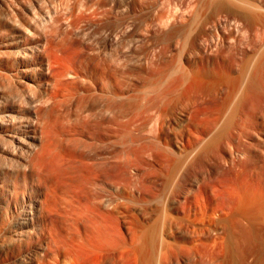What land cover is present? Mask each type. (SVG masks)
Listing matches in <instances>:
<instances>
[{"label": "bare ground", "instance_id": "1", "mask_svg": "<svg viewBox=\"0 0 264 264\" xmlns=\"http://www.w3.org/2000/svg\"><path fill=\"white\" fill-rule=\"evenodd\" d=\"M85 4L75 0L71 9L90 5L101 7L96 0ZM12 14H6L0 25V182H11L9 187L0 185V194L6 197V201H12L14 210L21 212L13 227L16 229H12L13 235L18 233L15 239L21 240L19 248L11 250L14 264H105L107 259V264H117L120 256L126 257L128 262L155 264L152 228L141 222H132L127 227L128 236L123 238L117 226L108 228L103 220V207L109 204L103 197L102 186L106 141L110 143L111 166L117 164L121 154L118 148L122 134L119 121L124 104L121 103L123 91L116 46L124 31L120 30L117 20L98 22L90 28L91 33L98 36L94 48L97 58L93 64L85 55L70 62L59 57L55 47L53 54L46 52L49 46L40 26L46 22V17L50 20V9L46 8L40 14L28 7L25 16ZM259 19L263 20L257 14L252 15L253 21L258 22ZM211 23L207 28L212 27L200 32L197 41L194 40L190 46L189 55L195 64L193 70L202 77L209 68L228 70V61L239 50L235 48L236 37L245 38L242 35L247 31L244 26L227 19ZM107 49L108 57L102 59ZM239 62L240 65L243 63L241 73L220 100L213 97L216 94H210L211 99H206L209 98L206 90L211 83L200 78V91L206 92V101L203 97L199 103L197 99L189 102L194 104L193 118L201 125V134L192 142L190 152L201 147L224 165L242 162V167L247 166L249 171L255 168L259 159L252 148L261 150L264 146V113H261V120L260 112L257 115L254 107L264 101L263 93L262 98L258 96L260 82L264 80L261 75V80L257 76L264 66V50L258 49ZM178 84V81L170 83L163 88L164 91H158L142 112L158 111L162 105L168 104L169 96ZM237 95L240 98L236 104ZM234 100L235 105L232 104ZM71 111L76 112L72 123L62 125L50 144L55 142L67 151L64 163L69 168L76 161L87 162L92 168L89 177L79 181L73 180L72 175L63 179L49 175L41 161L27 156L36 139L34 124L41 119V113L54 112L55 118L59 119L65 117L63 113L69 116ZM139 119L141 122L146 118L142 116ZM49 121L47 119V124ZM132 121L136 123V119ZM131 123L127 122L128 125ZM144 150L141 147L134 151ZM27 166H30V171L26 170ZM10 171L11 178L7 179L6 172L10 174ZM181 176V181L188 177ZM151 186L156 189L155 183L152 182ZM198 189V185L196 189L188 188L191 197L185 202L184 212L188 210L190 213L191 206L197 204ZM246 189L235 195L230 212L222 210L225 212L222 215L215 210L211 216L200 212L191 218L192 228L198 224L214 234L200 241L209 246L208 254L200 250L196 239H187L181 244L192 253L195 264L202 263L203 256H208L209 264H264V178H258ZM112 190L117 198L119 190L116 183H113ZM201 190L204 191L200 188L199 192ZM56 217L66 223L68 236L57 228ZM145 242L151 245L148 250ZM216 245L221 253H213Z\"/></svg>", "mask_w": 264, "mask_h": 264}, {"label": "rangeland", "instance_id": "2", "mask_svg": "<svg viewBox=\"0 0 264 264\" xmlns=\"http://www.w3.org/2000/svg\"><path fill=\"white\" fill-rule=\"evenodd\" d=\"M80 1L86 2L87 5L93 0ZM96 1L101 4L100 8L90 5L87 8L78 6L71 9L75 0H0V25L8 13L25 16L27 8L32 7L43 14L48 8L51 18L48 20L46 17V22H42L40 26V31L47 27L44 31L46 33L43 30L41 33L44 34V40L49 46L46 51L48 55L53 54L55 47V53L66 61L72 62L85 55L93 64L97 58L94 48L98 36H94L90 28L103 20L105 23L109 20L118 21L120 30L124 31L116 46L119 58V80L123 91L121 103L124 104L119 121L122 134L118 148L121 154L117 164L111 166L113 160L110 157V143L106 141L102 186L103 197L108 199L109 204L103 207V220L108 228L117 226L123 238L128 236L127 227L132 222H141L152 228L155 264H195L192 253L181 244L187 239H196L200 250L208 254L209 246L206 243L201 244L200 241L206 236L211 238L214 234L198 224L192 228L191 218L200 212L209 216L215 210L222 215L225 213L222 210L230 212L234 206L235 195L246 191V187L258 178H264V146L260 147L261 150L252 148V152L258 153L259 159L255 168L249 171L247 166L242 167V162L224 165L216 156L204 152L201 147L190 152L192 142L201 134V125L193 118L194 104L191 105L192 102H189L190 99L192 101L197 99L199 103L203 97L205 100L206 92L208 96L216 94L213 97L217 100L223 98L231 88L232 81H235L241 73L243 60L258 49L264 50V34H262L264 0ZM205 1L207 4H203L206 3ZM253 14H257L259 18L261 16L263 20L253 21ZM223 19L244 26L248 32L245 31V36L242 35L245 38L239 35L236 37L235 48L239 50L234 52L236 53L232 55L234 58L231 57V61H228L230 62L228 70L215 67L214 71L209 68L208 73L203 74V78L193 70L195 64L192 56L189 55L190 46L194 40L197 41L200 32L212 27L207 28L208 24ZM108 52L107 49L101 58L107 59ZM263 68L264 66L260 72L264 70ZM260 72L257 76L260 79L261 75V79L264 80V71L263 76ZM181 78L182 81L179 82ZM200 78L211 83L209 85L212 87L208 86L205 93L200 91L202 90ZM177 81L179 84L172 96H169L168 104L162 105L158 111L142 112L156 94L161 90L164 91L163 88L170 83ZM260 84L262 89H259L261 91L258 96L262 98L264 82L261 80ZM211 96L206 99L210 100ZM234 103L235 100L232 104ZM254 107L257 115L260 112L262 120L264 101L262 103L260 101ZM42 108L44 110V107ZM54 114L51 112L47 116L41 113V119L34 124L36 139L32 151L27 156L41 161L44 164L43 168L49 171V175L57 176L59 179L72 175L75 181L83 180L89 177L92 170L87 162L76 161L75 165L69 168L64 163L67 151L55 142L53 145L50 144V141L56 137L55 132L62 125L70 123L76 112L71 111L67 117L66 113H63L66 118L59 119L55 118ZM136 116L138 118H133ZM142 116L146 119L140 122L139 117ZM130 118L136 119V123ZM47 119L51 120L48 124ZM127 122L131 124L128 125ZM252 139L256 138L253 136ZM141 147L145 149L143 152L134 151ZM26 170L30 171V166H27ZM11 173V171L10 174L6 172L7 179L11 178ZM182 174L188 176L184 181L180 180ZM152 182L155 183L156 189L152 188ZM3 183L0 182V185L4 187L11 185L10 181L4 180ZM113 183L118 185L117 198L112 190ZM197 185L204 191L199 192L198 189L197 204L191 206L190 213L188 210L184 212L185 202L191 197L188 188L192 186L196 189ZM5 198L0 194V264H14L11 250L18 249L21 240L15 239L18 233L13 235L12 229H16L13 227L16 226L15 221L21 212L14 210L12 201H6ZM229 216L230 213L227 215V220ZM55 220L57 228L68 236L66 223L59 217ZM150 247L151 245L145 242L146 250ZM212 251L214 254L221 253L217 245ZM117 259V264H138L126 261V257L123 256ZM201 261L202 263L199 264H209L208 256H203ZM107 263L108 259L105 261V264Z\"/></svg>", "mask_w": 264, "mask_h": 264}]
</instances>
